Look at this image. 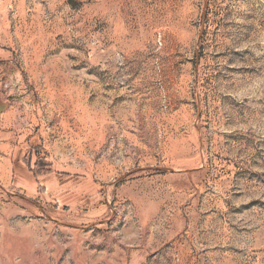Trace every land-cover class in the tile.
Listing matches in <instances>:
<instances>
[{
	"label": "rangeland",
	"instance_id": "374dc122",
	"mask_svg": "<svg viewBox=\"0 0 264 264\" xmlns=\"http://www.w3.org/2000/svg\"><path fill=\"white\" fill-rule=\"evenodd\" d=\"M0 264H264V0H0Z\"/></svg>",
	"mask_w": 264,
	"mask_h": 264
},
{
	"label": "water",
	"instance_id": "95a60500",
	"mask_svg": "<svg viewBox=\"0 0 264 264\" xmlns=\"http://www.w3.org/2000/svg\"><path fill=\"white\" fill-rule=\"evenodd\" d=\"M161 170H168V171H172L171 168H167V167H163V168H160Z\"/></svg>",
	"mask_w": 264,
	"mask_h": 264
}]
</instances>
